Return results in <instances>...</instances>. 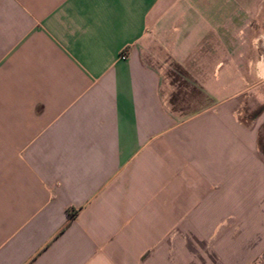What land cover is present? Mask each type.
Returning <instances> with one entry per match:
<instances>
[{
    "label": "crops",
    "instance_id": "1",
    "mask_svg": "<svg viewBox=\"0 0 264 264\" xmlns=\"http://www.w3.org/2000/svg\"><path fill=\"white\" fill-rule=\"evenodd\" d=\"M263 35L264 0H0V264H264Z\"/></svg>",
    "mask_w": 264,
    "mask_h": 264
},
{
    "label": "rangeland",
    "instance_id": "2",
    "mask_svg": "<svg viewBox=\"0 0 264 264\" xmlns=\"http://www.w3.org/2000/svg\"><path fill=\"white\" fill-rule=\"evenodd\" d=\"M255 37L257 36L255 35L254 38ZM262 38L263 36H260L258 41L254 42L252 52H249L248 54L251 55L250 58L252 60V65L250 67L239 66L236 68L239 75L245 74L246 72L249 73V70H251L252 79L257 82L256 85L252 86V88L246 91L248 99L246 101L244 98L243 103L241 104L243 117H246L250 120L257 119L263 109L261 98L263 87L261 81L264 75V67L259 62L257 63V61L261 58ZM208 71H206V77L210 75ZM166 74L171 78V81H173L174 85L176 86V89L171 96L172 108L180 112L183 116L202 109L207 104H209L210 100L208 96L205 95L203 91H201L199 85L195 83L188 74L185 75V73L178 66H176L174 62L169 64ZM259 143L260 150H264L262 146L261 131Z\"/></svg>",
    "mask_w": 264,
    "mask_h": 264
},
{
    "label": "flooded vegetation",
    "instance_id": "3",
    "mask_svg": "<svg viewBox=\"0 0 264 264\" xmlns=\"http://www.w3.org/2000/svg\"><path fill=\"white\" fill-rule=\"evenodd\" d=\"M264 35H263V38H262V40H261V44H262V53H261V57H262V55L264 54ZM261 59V58H260Z\"/></svg>",
    "mask_w": 264,
    "mask_h": 264
},
{
    "label": "bare ground",
    "instance_id": "4",
    "mask_svg": "<svg viewBox=\"0 0 264 264\" xmlns=\"http://www.w3.org/2000/svg\"><path fill=\"white\" fill-rule=\"evenodd\" d=\"M264 40V39H263ZM263 61H264V54L262 55L261 57V61L259 62L260 64H263ZM263 74V73H262Z\"/></svg>",
    "mask_w": 264,
    "mask_h": 264
},
{
    "label": "trees",
    "instance_id": "5",
    "mask_svg": "<svg viewBox=\"0 0 264 264\" xmlns=\"http://www.w3.org/2000/svg\"><path fill=\"white\" fill-rule=\"evenodd\" d=\"M180 69L185 73V75H187V72L185 70H183L182 68H180Z\"/></svg>",
    "mask_w": 264,
    "mask_h": 264
}]
</instances>
